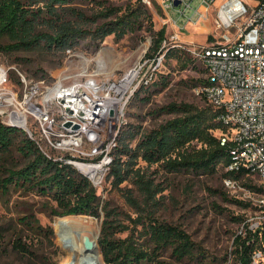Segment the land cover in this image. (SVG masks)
<instances>
[{"label": "trees", "instance_id": "trees-1", "mask_svg": "<svg viewBox=\"0 0 264 264\" xmlns=\"http://www.w3.org/2000/svg\"><path fill=\"white\" fill-rule=\"evenodd\" d=\"M79 2L85 6L81 8ZM153 4L159 8L154 0ZM88 5L93 6L91 15L87 12ZM142 30L154 35L151 52L156 55L166 32L164 29L154 31L150 8L142 0L125 11L105 0H0V53L4 54L38 49L65 53L69 48L75 50L74 46L82 39L102 41L114 35L120 40ZM179 53L180 50L169 49L166 57L179 56ZM182 61L185 67L191 62L188 58ZM44 76L41 79H46ZM205 81L193 82L201 86ZM148 97L145 95L143 99ZM168 110L177 116L156 129L144 133L137 129L121 132L113 153L114 163L108 178L113 179V187L122 192L135 218L121 219L124 212L112 202H105L90 179L74 166L47 157L23 129L2 120L0 194L34 193L48 199L52 203L51 214L60 218L87 215L101 219L104 216L98 245L105 264H159L166 255L178 261H208L210 256L181 226L157 217L160 206L157 195L164 188L137 167L139 159L167 172L215 175L223 170L224 179L238 180L252 192L260 193L262 188L253 184L252 176L246 171L229 170L236 144L229 139L230 127L219 119L220 110L210 105L198 109L187 104H172ZM216 130L223 131L221 138L215 135ZM125 182L132 187H122ZM135 191L138 196L134 195ZM126 220L130 224L124 222ZM244 232L245 236L240 234L235 239L231 264H254L258 252L262 254L259 264H264V225L257 231L247 228ZM124 233L127 234L122 237ZM16 242L20 251L30 252L20 239ZM224 261L228 262L229 258Z\"/></svg>", "mask_w": 264, "mask_h": 264}, {"label": "rangeland", "instance_id": "rangeland-1", "mask_svg": "<svg viewBox=\"0 0 264 264\" xmlns=\"http://www.w3.org/2000/svg\"><path fill=\"white\" fill-rule=\"evenodd\" d=\"M154 1L159 8L155 7L153 0H150V4H145L150 8L154 31L164 29L166 32L160 51L166 54L169 49L180 50L179 56L182 57H164V66L158 81L150 88L141 90L139 92L141 98L135 97L130 103L122 132L132 129L134 132L139 130L144 133L158 128L177 116L168 110L172 104H187L198 109L209 107L197 92L199 86H195L193 82L205 80L206 70L201 62L193 58L191 52L222 39L224 31L218 28L216 22L221 3L217 2L209 10L206 20L188 25L186 30H182V43L180 47H174L171 35L176 31V27L172 23H166L167 14L162 11L159 0ZM251 1L256 3L257 0ZM105 2L125 11L135 5L137 0ZM80 4L79 2L81 8L85 6ZM179 7L184 9L183 6ZM86 8L91 15L93 6L88 5ZM192 8L201 10L202 7L198 0H194ZM193 12L188 10L187 14ZM169 15L180 27L187 22L177 10H171ZM87 28L92 29L91 25H87ZM153 45L154 35L145 30L131 33L120 40L114 35L102 41L94 38L82 39L74 46L75 52L80 53L81 58L75 60L73 64L91 70L100 66L109 77L118 78L136 61L150 53L154 54L151 52ZM184 58L191 61L187 67L185 61H182ZM68 59L66 51L63 53L61 50L50 52L38 49L28 53H0V66L9 70L14 90L21 97L25 87L17 83L20 74L24 75L28 82L41 79L44 75L47 82L52 81L66 66ZM145 95L149 96L146 100L143 99ZM214 133L219 138L223 136L222 130H216ZM55 154L63 156L60 153ZM137 167H141L156 185L164 188V191L157 195L160 201L157 217L181 226L210 256L208 261L202 259L178 261L166 255L159 264H231L236 237L240 234L245 236L247 225L257 216L256 197L243 190V183L241 182V187L237 189H229L225 185L223 170L215 175H193L186 171L167 172L158 165L150 166L142 159H139ZM251 180L253 184L259 185L256 177H251ZM112 181L113 179H109L107 175L104 188L100 191L104 201H110L120 207L124 212L121 219H127L128 216L135 218L136 214L133 213L132 207L122 192L113 187ZM122 187L132 186L125 182ZM134 195L138 196L137 191ZM51 206L52 203L48 199L34 193L13 191L7 196L0 194V264H63L71 261L73 244L84 236L96 241L97 248L94 253L99 257L97 264H105L98 245L104 216L101 219L87 215L64 217L70 222L69 229L72 232L60 233L57 222L62 218L51 214ZM124 222L130 224L128 220ZM126 234L121 236L125 237ZM17 239L26 244L30 249L29 253L20 251L16 245ZM226 257L229 258L228 262L224 261Z\"/></svg>", "mask_w": 264, "mask_h": 264}, {"label": "built area", "instance_id": "built-area-1", "mask_svg": "<svg viewBox=\"0 0 264 264\" xmlns=\"http://www.w3.org/2000/svg\"><path fill=\"white\" fill-rule=\"evenodd\" d=\"M142 1L150 4V0ZM193 1L159 0L167 14L166 23L176 27L171 35L174 47L182 43V30L206 20L219 0H198L201 10L192 8ZM171 10L187 19L184 27L172 19ZM188 10L194 12L187 14ZM216 22L224 31L222 39L191 52L206 70V81L197 92L221 111L219 119L230 127L229 139L236 149L229 170L246 171L258 179L262 188L255 193L243 185L258 203L257 216L247 225L256 231L264 225V2L223 0ZM66 53L68 63L52 81L28 82L20 74L18 84L25 87L21 97L14 90L9 70L0 66V120L23 129L50 159L74 166L102 195L127 109L141 90L158 80L166 54L160 51L141 58L121 76L111 78L100 66L92 70L75 66L73 62L81 55L74 49ZM225 185L237 189L241 182L227 178ZM261 257L258 252L254 264H259Z\"/></svg>", "mask_w": 264, "mask_h": 264}, {"label": "bare ground", "instance_id": "bare-ground-1", "mask_svg": "<svg viewBox=\"0 0 264 264\" xmlns=\"http://www.w3.org/2000/svg\"><path fill=\"white\" fill-rule=\"evenodd\" d=\"M69 223L70 222L66 218L58 220L57 227L59 232H72V230L69 229ZM77 240V243H71L74 246L71 254V261H67L63 264H97L99 257L94 253L97 248L96 241L90 240V238L85 236Z\"/></svg>", "mask_w": 264, "mask_h": 264}, {"label": "crops", "instance_id": "crops-1", "mask_svg": "<svg viewBox=\"0 0 264 264\" xmlns=\"http://www.w3.org/2000/svg\"><path fill=\"white\" fill-rule=\"evenodd\" d=\"M218 3H222V0H219L218 1ZM185 26V24L182 26V27H184ZM188 26V25H187ZM187 26L185 27V29L184 30H186L187 29Z\"/></svg>", "mask_w": 264, "mask_h": 264}, {"label": "water", "instance_id": "water-1", "mask_svg": "<svg viewBox=\"0 0 264 264\" xmlns=\"http://www.w3.org/2000/svg\"><path fill=\"white\" fill-rule=\"evenodd\" d=\"M180 4V2L178 1V2H176V5H179Z\"/></svg>", "mask_w": 264, "mask_h": 264}]
</instances>
